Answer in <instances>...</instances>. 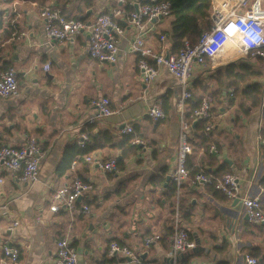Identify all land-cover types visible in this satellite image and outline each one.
Returning <instances> with one entry per match:
<instances>
[{"label":"crops","instance_id":"obj_1","mask_svg":"<svg viewBox=\"0 0 264 264\" xmlns=\"http://www.w3.org/2000/svg\"><path fill=\"white\" fill-rule=\"evenodd\" d=\"M112 5L113 0L0 1V71L13 68L18 81L15 95L0 97V147L21 144L24 135H31L45 150L38 178L32 183L0 169V205H7L18 221L14 226L13 219L0 215V248L6 238L19 252L15 262L5 261L51 264L55 242L67 237L80 264L109 260L132 264L119 255L107 257L112 241L148 262L167 264L175 204L180 208L182 226L195 242L194 248L179 253L178 264H245L246 254L261 261L264 225L249 222L240 203L212 187H193L188 182L169 194L180 132L175 107L180 87L165 67H158L154 79L145 82L134 55L120 54L114 63L98 62L88 53V31L69 42L48 39L39 16L42 7H51L67 18L89 22ZM117 20L124 27V36L118 40L122 51L131 39V28L123 18ZM168 21L163 17L150 33L147 40L152 49L159 47L158 36ZM163 46L169 52V37ZM47 62L50 66L45 70ZM248 65L255 74L235 82L234 73L248 74ZM251 83L261 86L257 106H250L245 95ZM189 88L192 97L185 104L184 117L189 119L195 103L209 97L214 126L205 132L201 120L191 122L188 168L234 173L240 192L259 196L264 210V146L258 141L264 132V59H226L220 54L213 65L207 61L193 67ZM100 96L109 99L115 112L89 122L94 116L90 101ZM156 98L165 113L158 120L147 115ZM126 125L132 127V133L120 132ZM85 131L91 148L83 152L76 142ZM134 137L144 145L132 143ZM87 154L102 160L123 159V164L116 172H103L84 160ZM74 177L89 181L93 189L71 211L63 207L50 211L54 189ZM82 203L89 205L88 214L80 213ZM153 234L160 235L159 241L144 246L143 238Z\"/></svg>","mask_w":264,"mask_h":264},{"label":"built area","instance_id":"obj_2","mask_svg":"<svg viewBox=\"0 0 264 264\" xmlns=\"http://www.w3.org/2000/svg\"><path fill=\"white\" fill-rule=\"evenodd\" d=\"M113 1L114 5L107 11L96 15L89 22L67 18L58 8L42 7L39 16L43 21L46 37L59 42H69L78 33L86 30L89 35L88 53L92 59L98 62L114 63L120 54L134 55L136 67L145 82L154 79L158 67H165L180 87V94L175 105L180 115V132L176 162L170 172V182L173 188L178 192L185 182L193 187H212L230 200L238 199L249 222L264 225V210L260 197L242 194L238 177L234 173L214 174L203 167L190 171L187 166V156L192 152L189 139L193 119L203 122L205 132L211 131L214 126L210 98H201L191 109L189 119L184 117L185 104L192 97L189 81L195 65H204L207 61L213 65L220 54L226 59H264V0H209L202 7L210 21L209 28L202 31L196 43L192 44L185 40L174 54L166 52L163 46V42L167 39L164 33L159 34L160 45L155 50L147 40L156 23L170 14L171 8L168 1L137 0L136 3L130 0ZM123 4L133 8L126 9ZM118 17L123 18L131 28V39L128 40L126 50L122 51L119 50L118 40L124 36V27L120 25ZM167 55L168 58H166ZM49 66L47 62L43 68L47 70ZM17 91L16 71L13 68L0 71V97L8 98L15 95ZM233 91L234 89L230 88L228 93L232 94ZM90 105L94 116L89 118V122L115 112L105 96L92 99ZM147 115L154 120L164 118L165 113L160 99L156 98L152 101L147 109ZM120 132L131 133L132 127L123 126ZM87 139L88 132H82L76 143L84 147ZM258 141L264 146V138L258 136ZM132 143L144 145L143 141L137 137L132 139ZM209 148L215 150V145H210ZM44 156L45 150L42 143L31 135H24L21 144H8L0 147V169L18 174L19 180L24 183H32L38 178L39 167ZM84 160L94 164L103 172L113 173L118 170L115 157L102 160L87 154ZM74 164L75 161L72 162V166ZM92 189V183L74 177L54 189L49 209L57 211L63 207L71 211L76 201ZM261 189L264 191V181ZM89 210L87 203L80 205V213L88 214ZM0 215L13 219V213L5 204L0 205ZM12 224L15 226L18 221L13 219ZM172 224L173 228L169 236L170 245L166 254L169 259L167 264H178L176 258L179 253L195 247L194 240L190 238L187 229L181 224L178 204H175L173 208ZM159 239L158 234L146 235L143 238V244L148 247ZM0 249L2 253L0 264H7L5 260L15 262L18 259L19 252L9 244L8 239L2 240ZM106 254L110 259L119 255L128 259L132 264H154L140 258L138 253L116 241L109 243ZM259 262L264 264V259L260 261L256 257L245 255V264H258ZM51 264H80L76 249L69 238L63 237L55 242V259ZM83 264H115V262L109 260Z\"/></svg>","mask_w":264,"mask_h":264},{"label":"trees","instance_id":"obj_3","mask_svg":"<svg viewBox=\"0 0 264 264\" xmlns=\"http://www.w3.org/2000/svg\"><path fill=\"white\" fill-rule=\"evenodd\" d=\"M159 1H163V0H159ZM164 1H168L170 3L171 11L170 14L167 16L169 18L168 26L166 29H162V32L165 33L170 40V46L168 47V51L170 52V54H174L181 48L185 40H187L189 43L192 44L196 43L202 31L204 29L209 28L210 21L208 20L207 15L202 8L203 5L207 4L209 0H164ZM131 8L133 7H130L129 9ZM228 66L231 67L233 66V64L231 63ZM245 69L248 71V74H242L244 71H239L234 73V75L236 76V79L234 80L235 82L247 80L251 78L253 74H255V72L251 69L249 65L245 66ZM245 95L249 98V100H251L250 106H257V104H259L261 100V95H262L261 86L257 83H251L250 85H248L247 90L245 91ZM196 105L197 103H195L194 106ZM247 109L248 108H246L245 111H247ZM261 134L262 137L264 138V132H261ZM130 138H131L130 136L127 138L128 142ZM85 144H86L85 147L82 148L83 152H86L88 149L91 148L89 140H87ZM129 148L133 149L135 147L133 145H130ZM117 163H118V169H120L123 164V159H117ZM174 192L175 189L170 188L169 194L174 195ZM263 259H261V261Z\"/></svg>","mask_w":264,"mask_h":264},{"label":"water","instance_id":"obj_4","mask_svg":"<svg viewBox=\"0 0 264 264\" xmlns=\"http://www.w3.org/2000/svg\"><path fill=\"white\" fill-rule=\"evenodd\" d=\"M166 58H168V55L166 56ZM167 179H168V177H167ZM233 203H239V200L238 199H234Z\"/></svg>","mask_w":264,"mask_h":264},{"label":"rangeland","instance_id":"obj_5","mask_svg":"<svg viewBox=\"0 0 264 264\" xmlns=\"http://www.w3.org/2000/svg\"><path fill=\"white\" fill-rule=\"evenodd\" d=\"M165 21H166V19H165ZM165 21H163V22H165Z\"/></svg>","mask_w":264,"mask_h":264}]
</instances>
